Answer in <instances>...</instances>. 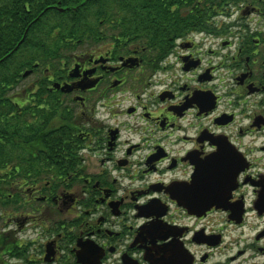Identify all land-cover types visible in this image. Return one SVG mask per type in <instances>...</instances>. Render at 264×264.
Masks as SVG:
<instances>
[{
    "label": "flooded vegetation",
    "instance_id": "obj_1",
    "mask_svg": "<svg viewBox=\"0 0 264 264\" xmlns=\"http://www.w3.org/2000/svg\"><path fill=\"white\" fill-rule=\"evenodd\" d=\"M173 5L179 12L163 43L101 32L77 40L56 68L27 76L37 80L24 90L23 114L38 117L32 105L45 107L41 122L27 121L30 143L53 131L71 135L79 159L60 167L56 184L23 186L2 219L0 231L15 240L4 231L12 220L21 230L48 226V209L74 215L51 225L30 264H209L226 244L225 228L264 221V0ZM51 105L59 111L52 118ZM33 150L29 157L42 160ZM263 239L264 228L256 234Z\"/></svg>",
    "mask_w": 264,
    "mask_h": 264
},
{
    "label": "trees",
    "instance_id": "obj_2",
    "mask_svg": "<svg viewBox=\"0 0 264 264\" xmlns=\"http://www.w3.org/2000/svg\"><path fill=\"white\" fill-rule=\"evenodd\" d=\"M186 1L188 0H0V74L5 71L0 78V203L3 204L0 207V220L9 214V210L1 209L11 204L14 206V200L21 198L20 191L25 192L23 186L30 183L56 184L61 178L60 167L74 168L79 161L77 147L74 146L76 140H72L71 135L67 137L66 134L53 131L48 133L51 138L49 141L30 143L27 122L24 123L25 126L10 123L15 110L20 116L26 112V92L15 95L22 100L13 98L11 93L24 80V71L31 69L42 72L49 66L55 68L54 61L63 58L65 50L73 49L77 40H100L101 32L111 31L120 36V40L134 37L140 42L160 39L163 43L171 32L169 25L172 14L179 12V6L173 4L181 2L184 5ZM194 1L191 0V4ZM60 7L65 9L60 11ZM173 9L175 12H172ZM201 11L198 9L192 13V23ZM50 16L52 19H48ZM89 16L94 23L98 22L108 28H93L90 26ZM27 50L30 54L15 62L14 69L6 75L10 60L18 55L21 57ZM48 109L50 118L59 113L54 105ZM18 147L28 157L17 158L18 162L13 163L11 151ZM31 148L38 151L43 159H34L33 151V157L30 158L28 152ZM43 167L52 168L55 173L39 174L38 171ZM16 181L22 188L15 195L8 189ZM23 210L24 208H20L17 211L20 214ZM38 215L34 217L35 222L38 218L39 221L43 220L44 216L39 212ZM9 238V234L1 232L0 264H11L9 260L13 256L22 261L14 264H30L32 254L29 250L34 242L19 239L18 236L15 240L8 241Z\"/></svg>",
    "mask_w": 264,
    "mask_h": 264
},
{
    "label": "rangeland",
    "instance_id": "obj_3",
    "mask_svg": "<svg viewBox=\"0 0 264 264\" xmlns=\"http://www.w3.org/2000/svg\"><path fill=\"white\" fill-rule=\"evenodd\" d=\"M48 19H52V16H50ZM89 21H90V26H92L93 28L94 27L95 28L98 27V28H102V29L106 28L105 25H101L98 22L94 23V20L92 21L91 16H89ZM107 28H108V26H107ZM29 54H30V51L27 50V51H25V52H23L21 54V57L19 55L13 57L10 60L8 71H7L6 75L10 71H12V69H14V63L15 62H17L19 59H24V57L28 56ZM64 54H65L64 56H68L67 50H65ZM67 58H70V57H67ZM64 59L65 58H61V59H59L57 61H54L55 65L56 66L60 65V61L61 60L64 61ZM3 72H5V71L1 72L0 78L4 76L5 73H3ZM41 77H42V75H41ZM36 78H37L36 76L27 77L22 82H20V85L17 88H15L14 90H12V92H11L12 95H13V98H14L15 95L20 94L22 91L28 90L29 88H31L30 81L35 82V80H37ZM39 87H43V86L40 84ZM35 96H36V98L35 97L33 98L32 103H37V104L41 103L42 102L41 98H42L43 94L41 92L36 91ZM24 104H25V108H26L27 104L26 103H24ZM54 105H55V102H54ZM42 107L37 108L35 104L32 105V111L34 112L33 109H35L34 113H36L38 115V117L37 116L33 117L30 114L31 112L27 113L26 115L23 114V115L20 116L19 114H17V112H16L17 110H15L13 112V118L10 120V123L18 125V126H25L24 123H26L27 121H30V120L33 121V122L36 120L35 123L36 122H41V119H42L41 115H43L44 111H45L44 105ZM27 108H30V107L28 106ZM101 112H104L103 108L101 109ZM15 114H16V116H15ZM26 126L28 127V132L31 135V129L34 126H30V127L28 125H26ZM30 135H28L29 139L31 138ZM21 149H22L21 147H18L16 149L14 148L11 151V154H12L11 158H14L13 163H17L19 158L28 157L27 154H23L21 152ZM92 157H93V153L92 152H86V154H85V164H86V167H88V168L92 167V164L95 163L94 159H92ZM25 160L26 159H24V161ZM17 187H19V186L16 183H14L13 185H11V187L8 190H9L10 193H13V194L16 195L17 192H18V190H16ZM2 201L3 200H1V202ZM19 201H21V200L19 199ZM2 205L3 204L0 203V207H2ZM12 205L13 204L7 206V208L5 206V208H2L1 210L14 209V208H12ZM31 205L32 206L24 207V211L28 212L29 210H31V208L34 207L33 204H31ZM43 206L45 207L46 205H43ZM16 208H18V206ZM14 210H16V209H14ZM24 213L23 214H16V215L19 218L22 219V218L25 217ZM43 214H45L44 220L47 221L44 224L48 225L46 227H44V226H42V227H33L32 224H28L27 226L24 225L22 227V229L20 230L18 224H15L13 222V220H12V222L10 223V226H7L4 229V231L6 230L7 233H9V232L12 233V231H13V233H12L13 237H17L18 236L19 239H22V238L25 239V240L26 239L29 240L30 238L35 239V243H34L33 247L29 250V252H31V254H34L35 256L42 254L41 252H37V249L39 247H41L42 243L44 244L51 237L50 232H49L50 228L52 230V226L51 225H55L57 223V221H60V219H62L63 216L67 217L66 221L68 219L71 220V218L74 217L73 214L70 215V216H66V214L65 215L64 214L63 215H61V214L59 215V212L58 211L54 212L53 209H48ZM13 216H15V215H11L10 217H12V219H13ZM46 218H48L49 220H47ZM2 221L3 220L1 219L0 220V222H1L0 223V228H2V226L4 225V222H2ZM222 221L223 220H221V219L218 220V221H216V220L211 221V227L210 228H213V226H214L215 229L218 230L217 228H218L219 224L222 223ZM262 228H264V221H259V223L255 222V221L254 222L251 221L248 225H246L243 228H237V229L232 228V227L225 228L224 229V234H225V238H226V244L224 246H222V247L217 249L218 251L216 252L215 256L213 257V259L210 261L209 264H217L219 262H224V263L225 262H229L228 264H264V254H260L258 249L257 248L255 249V247L252 246V245H255L256 247L261 246L262 250L264 251V239L262 241H260V242L256 241L257 231H259ZM10 239H11V237L8 239V241H10ZM239 250H241V251L245 250V252L244 253L242 252L243 254L239 255L237 257V260L229 261V257L237 256V253H238ZM253 253H258V256L257 257H252ZM9 261L11 262V264L22 263L21 260H19L18 258H13V257Z\"/></svg>",
    "mask_w": 264,
    "mask_h": 264
},
{
    "label": "water",
    "instance_id": "obj_4",
    "mask_svg": "<svg viewBox=\"0 0 264 264\" xmlns=\"http://www.w3.org/2000/svg\"><path fill=\"white\" fill-rule=\"evenodd\" d=\"M64 9H65V8H63V7H60V8H59L60 11H63ZM30 72H31V70H27V71H25V72H24V76H27ZM211 206H212V205H210L209 207H206L204 210H206V209H208V208L210 209ZM51 254H53V253H51V252L48 253V255H47V257H46V260H51V259H49V257H48V256H51Z\"/></svg>",
    "mask_w": 264,
    "mask_h": 264
}]
</instances>
